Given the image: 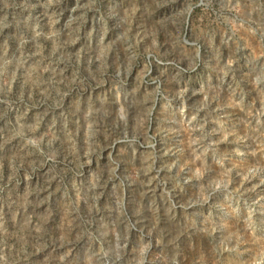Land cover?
Wrapping results in <instances>:
<instances>
[{
  "label": "rangeland",
  "instance_id": "obj_1",
  "mask_svg": "<svg viewBox=\"0 0 264 264\" xmlns=\"http://www.w3.org/2000/svg\"><path fill=\"white\" fill-rule=\"evenodd\" d=\"M0 264H264V0H0Z\"/></svg>",
  "mask_w": 264,
  "mask_h": 264
}]
</instances>
